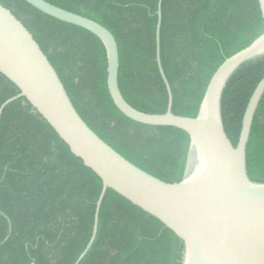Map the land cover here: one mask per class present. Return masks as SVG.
I'll return each instance as SVG.
<instances>
[{"label": "trees", "instance_id": "1", "mask_svg": "<svg viewBox=\"0 0 264 264\" xmlns=\"http://www.w3.org/2000/svg\"><path fill=\"white\" fill-rule=\"evenodd\" d=\"M98 23L115 39L118 87L125 102L164 115L167 92L156 65L158 0H43ZM32 35L86 126L117 154L167 184L183 180L189 138L173 128L125 118L106 86V54L90 33L43 15L22 0H0ZM264 29L256 0H162L160 62L174 116L197 117L206 87L226 59ZM264 78V57L242 64L220 101L225 134L235 148L243 115ZM19 95L0 75V106ZM251 182L264 184V95L246 149ZM100 179L19 99L0 120V264H74L93 227ZM6 242L3 243V241ZM182 242L161 223L107 190L95 242L80 264H182Z\"/></svg>", "mask_w": 264, "mask_h": 264}, {"label": "water", "instance_id": "2", "mask_svg": "<svg viewBox=\"0 0 264 264\" xmlns=\"http://www.w3.org/2000/svg\"><path fill=\"white\" fill-rule=\"evenodd\" d=\"M22 1L47 17L90 33L102 43L107 91L125 118L147 127L173 128L189 138L186 172L179 183H164L130 164L81 120L32 35L0 5V75L19 91L0 106V120L7 106L24 99L70 153L101 181L92 233L74 264L81 263L95 242L107 190L171 231L183 244L182 264H264V184L251 182L246 166L247 144L264 95V78L249 99L235 148L225 134L220 111L223 90L233 73L242 64L264 57V29L250 46L226 59L216 70L196 118L174 116L171 89L160 62L162 0H158L156 65L167 92V109L164 115H148L130 107L120 93L117 44L105 28L43 0ZM256 1L264 24V0Z\"/></svg>", "mask_w": 264, "mask_h": 264}]
</instances>
